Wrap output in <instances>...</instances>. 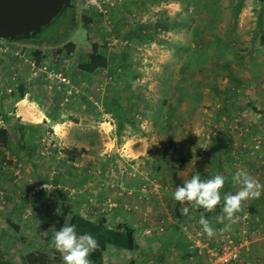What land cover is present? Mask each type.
<instances>
[{
    "label": "rangeland",
    "instance_id": "obj_1",
    "mask_svg": "<svg viewBox=\"0 0 264 264\" xmlns=\"http://www.w3.org/2000/svg\"><path fill=\"white\" fill-rule=\"evenodd\" d=\"M96 1L76 0L79 28L68 40L72 46H60L57 60L55 46L17 41L0 47V113L7 115L0 127L11 133L9 149L0 147V245L12 250L11 261L26 264L33 248L53 249L61 220L62 228L77 217L104 219L109 231L134 221L146 252L176 222L202 251L189 260L177 252L161 254L156 264H264V193L244 205L229 237L219 231L209 238L200 230V216L180 223L174 217L176 209L188 207L175 201V189L194 175H224L222 193L237 191L232 175L238 168L264 184V4ZM167 16L183 21L161 29ZM84 17L90 19L85 23ZM50 26L42 37L58 30ZM93 42L111 61L89 74L79 67ZM234 78L243 86L236 88ZM19 85L27 88L24 98ZM20 125L27 127L25 147ZM35 129L42 136L31 134ZM219 132L232 141L227 152L217 150ZM71 149L86 152L70 159ZM251 203L260 217L248 213ZM62 205L71 207L64 219ZM76 228L78 235L94 234ZM232 245L240 252L234 261L227 254ZM135 255L120 251V261L110 264H127Z\"/></svg>",
    "mask_w": 264,
    "mask_h": 264
},
{
    "label": "trees",
    "instance_id": "obj_2",
    "mask_svg": "<svg viewBox=\"0 0 264 264\" xmlns=\"http://www.w3.org/2000/svg\"><path fill=\"white\" fill-rule=\"evenodd\" d=\"M258 1L264 4V0H258ZM72 3H73V7L68 8L67 10L68 16L65 15L66 17L63 18L62 16L65 14L64 13L63 15H61L63 19L61 18L59 20V21H62V25L64 27L62 30H61L62 27L60 28V26H57L58 25L57 23H59L58 21L56 23L57 25L53 24V26H50L53 28L56 27L58 29L57 31H54L50 35L45 36V37H42L41 35V33L44 30H46V28L49 27L47 26L41 33L38 34L37 38L31 39L28 41H21V42L30 44L33 46H38V47H54L55 46L57 47V51H56V56H57L56 60H57L63 53V49L60 46L63 44H65L66 46H72L71 43L68 42V40L71 37V35L77 30V28H79V25L77 23V18H76V15H77L76 0H72ZM235 12L237 13V11ZM234 17L237 18L236 15ZM84 19L86 23V21L89 20L90 17H84ZM182 21L183 20L181 21L172 20L171 21L170 18H168L167 16L166 19L159 21L160 22L159 26L161 27V29H164V30L171 29V28L173 29V28L178 27L180 23H182ZM150 31L151 29L148 28L146 32L150 33ZM262 31H260V34H262L260 36V43L264 45V32L262 33ZM150 36L155 37V35L154 36L150 35ZM3 41L4 43H2ZM10 43H15V42H9V41L0 39V47H2L3 44H10ZM104 49L102 48V45L100 43L93 42L92 49L89 55L87 56V61L84 64L80 65L79 69L83 72L93 74L99 70H103L107 68L111 60H110V56L108 52ZM34 55H40V52L38 53L37 51L35 52ZM32 64H35V62L33 61ZM234 80L237 81L236 88H240L243 86L242 80L236 79V78H234ZM13 93L14 92L12 91L11 96L14 95ZM17 93L19 94L21 98H24L27 93V88L24 85H19L17 87ZM0 117L2 120H6L7 115L0 113ZM172 117L174 116L170 115L168 119L170 120ZM34 128L36 127L35 126L30 127L31 130ZM25 129H27L26 126L20 125L19 130H18L20 141L23 143V147L27 146V141L25 140L26 138ZM33 133L37 134L38 136H42L37 132L36 129L31 131V134ZM220 133L222 132L216 133L214 135L216 138V143L218 144L217 150L220 149L222 151V148H224V151L227 152L228 147L230 146L232 141L228 140L223 134L218 136ZM174 143L175 141L171 139L169 142V145L172 146L174 145ZM233 144H234V141H233ZM10 145H11L10 131L5 127H0V147L9 149ZM67 152L69 154L70 159H75V158L84 156L86 151L85 149H81V150L71 149V150H68ZM219 153L220 152H217L218 155ZM180 162L182 164L184 161L181 160ZM218 166L220 167V163H218ZM216 174L218 173L215 172L214 170L209 171V173H207L206 175L208 177L207 179L213 178ZM228 190L232 192V190L230 189ZM228 190L227 192H229ZM227 192L224 191L222 195ZM222 206H223V201L221 202V205L218 206L214 212L212 213L204 212L205 218L208 219L210 223L217 222L216 218L222 214L221 213ZM253 206L254 205H252V203L247 206L248 213L254 216L260 217L259 209ZM188 208H189V212L188 214H186L187 215L186 218H184L185 214L181 212V209L175 210L174 217L176 218L175 220L177 222L180 223L181 221H191V219L195 218L196 216L199 217L200 214L203 212V209L193 210L191 206H188ZM70 212H71L70 206L62 205V219H64L65 215H67ZM261 219H262L261 221H264V217L261 216ZM63 221L64 220H61L59 223L60 229L63 224ZM78 224L80 227H85L87 230H89V232H93L94 233L93 237L99 242V249L96 250L90 257L92 264H110V262H112L114 259H112V257L109 256L108 249L112 247L119 249V251H126V252H132V253L135 252V254H137L135 255V257H133V259L127 258L126 260L127 264H150V263L154 264L156 261H158V257H157L158 255H161V254L171 255L172 253H176V252L180 254V257L183 260L184 259L189 260V258L194 256L193 254L195 252L199 251L201 253L202 251V249L197 247V245L194 243V241L188 235V233L185 234V232L182 231L181 227H179V225L176 222L175 224H171L167 226L166 228L162 229L161 231L162 234H158L156 236L157 243L150 245L151 249H149V251L145 253H143V251L142 253H138L140 244L138 243L137 238L135 237L136 236L135 231L132 228H129L127 225L118 224L119 227L115 228L113 231H109V230H106V226H105L106 220L104 219L96 223H92L89 220H83V219H78L77 217H74L71 219L69 223V225H75V226ZM96 224H98L101 227V229ZM222 225L223 224L217 222V226L214 227L215 229H217L218 233H219V230L222 229L220 228ZM12 226L18 229L17 225L13 224ZM122 229L124 231H121ZM200 230L203 231L202 228ZM232 231L233 229L224 231L225 234L223 235V237L224 238L226 236L229 237ZM11 252L12 250L10 248L0 245V256L3 253H5L2 256V259L0 258V264H17L14 261L10 260L11 255H12ZM54 252H56L55 258L51 257L53 254H55ZM138 254L140 255V257H138ZM118 258L119 257L117 256L116 260ZM25 260H26V264H54L55 260L63 262L61 258V254L58 251H56L54 247L50 251H47L46 249L33 248L25 255ZM118 260L120 261V259Z\"/></svg>",
    "mask_w": 264,
    "mask_h": 264
},
{
    "label": "clouds",
    "instance_id": "obj_3",
    "mask_svg": "<svg viewBox=\"0 0 264 264\" xmlns=\"http://www.w3.org/2000/svg\"><path fill=\"white\" fill-rule=\"evenodd\" d=\"M225 182V176L219 173L203 180L197 174L177 186L174 192V199L180 205L191 206L193 210L203 209L199 223L209 238L216 235L217 229L205 218L204 212H214L223 201L222 214L216 219L224 225L219 231H227L239 221L244 205L264 193V184L243 168H238L232 175V182L237 186L235 193L222 195ZM44 188L47 189L46 184ZM181 212L188 214L189 208L182 207ZM51 244L61 254L63 264H92L90 257L99 249V242L90 233L78 235L76 226L69 224L55 232Z\"/></svg>",
    "mask_w": 264,
    "mask_h": 264
},
{
    "label": "water",
    "instance_id": "obj_4",
    "mask_svg": "<svg viewBox=\"0 0 264 264\" xmlns=\"http://www.w3.org/2000/svg\"><path fill=\"white\" fill-rule=\"evenodd\" d=\"M72 7V0H0V39H34Z\"/></svg>",
    "mask_w": 264,
    "mask_h": 264
},
{
    "label": "crops",
    "instance_id": "obj_5",
    "mask_svg": "<svg viewBox=\"0 0 264 264\" xmlns=\"http://www.w3.org/2000/svg\"><path fill=\"white\" fill-rule=\"evenodd\" d=\"M19 104H21V103H19ZM122 225H127L129 228H132L134 231H135V237L137 238V241H138V225L134 222V221H127V222H125V223H121ZM121 224H119V225H121ZM117 227H119L118 225L116 226V228ZM121 231H124L123 229L121 230ZM146 234V233H145ZM140 247H139V251L140 252H142V251H144L142 248H141V244L139 245ZM149 246V245H148ZM112 247V246H111ZM148 250L150 249V246L149 247H146ZM253 251H255V252H257L256 250H253ZM118 252H120L119 251V249H116V248H114V247H112V248H109L108 249V254H109V256L110 257H112V259H116V257L118 256L117 254H118ZM147 252V251H146ZM143 253H145V252H143ZM147 254V253H146ZM157 257H159V255L157 256ZM143 260H144V258H143Z\"/></svg>",
    "mask_w": 264,
    "mask_h": 264
},
{
    "label": "built area",
    "instance_id": "obj_6",
    "mask_svg": "<svg viewBox=\"0 0 264 264\" xmlns=\"http://www.w3.org/2000/svg\"><path fill=\"white\" fill-rule=\"evenodd\" d=\"M90 2H92V3H94V4H98L96 0H90ZM2 43H4V41H3ZM33 65H35V64H33ZM231 247H232L231 252L227 253V254H228V260H233V261H234V260H237V259L239 258V254H240V252H239V250H238L236 247H234L233 245L230 246V248H231Z\"/></svg>",
    "mask_w": 264,
    "mask_h": 264
},
{
    "label": "flooded vegetation",
    "instance_id": "obj_7",
    "mask_svg": "<svg viewBox=\"0 0 264 264\" xmlns=\"http://www.w3.org/2000/svg\"><path fill=\"white\" fill-rule=\"evenodd\" d=\"M37 37H38V35H37L35 38H37ZM35 38H34V39H35Z\"/></svg>",
    "mask_w": 264,
    "mask_h": 264
}]
</instances>
